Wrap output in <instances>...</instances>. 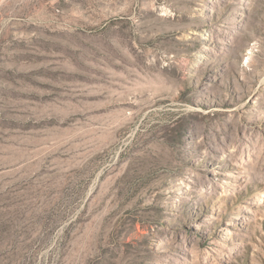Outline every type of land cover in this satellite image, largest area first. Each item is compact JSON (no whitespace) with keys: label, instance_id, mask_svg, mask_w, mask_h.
<instances>
[{"label":"rangeland","instance_id":"rangeland-1","mask_svg":"<svg viewBox=\"0 0 264 264\" xmlns=\"http://www.w3.org/2000/svg\"><path fill=\"white\" fill-rule=\"evenodd\" d=\"M0 264H264V0H0Z\"/></svg>","mask_w":264,"mask_h":264}]
</instances>
